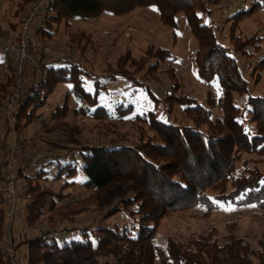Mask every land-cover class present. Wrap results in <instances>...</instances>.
Instances as JSON below:
<instances>
[{"label": "trees", "instance_id": "16d2710c", "mask_svg": "<svg viewBox=\"0 0 264 264\" xmlns=\"http://www.w3.org/2000/svg\"><path fill=\"white\" fill-rule=\"evenodd\" d=\"M207 1H51L46 20L35 29V35L39 37L56 33L57 28L53 30L54 24L65 18L87 20L98 17L105 11L125 15L139 6L156 8L162 21L173 28H178L180 19L184 16L198 40L195 54L198 75L205 84L217 80L221 94L216 96L211 89L205 96V102L200 103L189 93L180 91V83L176 80L164 97L156 98L149 87L145 86V82L137 77V73L145 67L150 71H158L161 63L170 59L169 51L155 45L149 46L139 58L134 57L129 50L120 55L115 68L104 74V82L98 78L93 79V90L78 89L76 81L80 72L90 74L82 63L65 57L61 62L52 60V65L45 71L43 62L34 86L30 90H24L18 103L17 129L30 125L31 116L47 102L49 95L60 83H69L70 90L65 93L64 103L51 112L53 119H61L72 108L70 101L74 97L77 105L72 109L77 114L91 115L105 122L106 127L116 121L126 122L130 118L133 125L147 126L153 134L147 136L144 144L111 141L112 143L80 145L71 148L64 156L59 154L60 156L50 158L47 162H42L40 158L36 162L27 163L38 169L32 176L25 174L22 166L19 168L20 180L23 174L26 177L25 190L24 187L21 189L19 197L24 196L27 200L25 208L28 220L38 219L47 211L58 208L62 200L72 197L67 189L75 185L91 192L83 199L65 203L71 206L81 205L78 210L80 213L88 211L95 197L102 191L121 184L132 193L102 218L107 220L122 210L132 216H139L131 225L115 224L112 228L103 224L97 227L68 226L65 232L71 238H65L62 242L58 229H43L40 234L18 244H26L28 247L26 264H41L48 254L61 252L106 257L103 264H264V233L258 237L257 246H253L236 232L234 221L226 225L229 232L221 237L218 227L211 226L185 240L168 236L165 244L156 242L160 222L175 211L202 206L206 216L218 209L221 203L238 206L255 204L264 211V172L258 167H248L245 161L243 172L234 174L236 163L244 153L258 154L262 157L260 159H264V96L249 95L241 109L236 108L231 101L233 93L242 95L249 92L248 80L243 76L235 55L239 53L240 56L252 58L254 51L261 49L259 42L264 40L258 32L247 37L239 35L236 31L238 22L264 10V0H250L247 8L225 19V23L231 21L229 36L232 46L222 44L214 25L206 23L201 16V13L210 11L206 6ZM29 2L31 0H27ZM152 59L154 62H151ZM263 67L264 57L252 68V75H256V79L260 78ZM165 71L174 75L175 68L169 66ZM120 76L129 81L128 86L131 88L146 87L150 96L157 101L155 110L138 112L132 104L125 105L123 102H119L112 110H101L105 109V105L97 101L100 81L103 89H106V86L116 83ZM13 77L12 74L4 84L2 82V87L10 85ZM71 82H74L73 86ZM92 92L94 101L91 97L87 98ZM160 103L166 106V119L159 117L157 112ZM177 105L183 107L182 111L191 119L192 124L171 121ZM217 106L222 109L223 116L213 119L211 109ZM7 128L10 131L9 125ZM4 138L0 137V182L6 178L8 151L4 160L1 157L8 143ZM73 152H80L82 163L77 160L65 161V156ZM50 172L52 174L49 176ZM53 181L57 186H53ZM5 207L0 194L1 232L6 220ZM79 229L81 236L72 237L74 231ZM2 241L3 235H0V247ZM0 264H8L2 249Z\"/></svg>", "mask_w": 264, "mask_h": 264}, {"label": "rangeland", "instance_id": "374dc122", "mask_svg": "<svg viewBox=\"0 0 264 264\" xmlns=\"http://www.w3.org/2000/svg\"><path fill=\"white\" fill-rule=\"evenodd\" d=\"M34 1L31 0V2L27 3V0H0L1 42L4 40H15L19 37L21 25L26 21ZM248 3H250V0H208L206 6H208L210 11L201 13V16L206 23L214 25L222 44L232 46L229 36L231 21L227 23L224 21L235 12L247 8ZM30 6L31 8L28 12ZM180 20L178 28H173L162 21L156 8L145 6L136 7L125 15H116L110 13V11H105L100 16L87 20L76 17L69 20L65 18L61 22L54 24L53 30L57 28L56 33L39 37L51 55H42L36 64H29V68H36L37 66L41 68L43 66L42 63L50 58H53V62H61L65 57L73 58L82 63V66L90 72V74L83 71L80 74L75 72V74H79V79L76 81L79 85L78 89L81 91L86 89L93 90V79L98 78L104 82V74L115 68L120 55L129 50L134 57L139 58L149 46L155 45L169 51L171 57L161 63L158 71H150L148 67H145L143 71L137 73L138 79L144 81L145 86L149 87L150 91L158 99L164 97L171 90V84L178 80L181 86L180 91L189 93L200 103H204L205 96H207L209 90H214L216 96L221 94L220 85L217 80L210 82V84H205L199 77L195 61L198 40L191 31L185 17L182 16ZM236 31L242 37L250 36L256 32L264 37V10L238 22ZM259 43L261 46L259 51L255 52L251 48L254 51L252 58L248 59L245 56H240L239 53L235 55L239 60L243 76L249 83V92L247 94L233 93L231 95V101L236 108L245 106L249 95L264 96V67L259 79H256V75H252V68L264 57V40ZM7 59L9 62L12 61L10 58ZM12 62L15 64L14 61ZM151 62H154V60L152 59ZM169 66L175 68V71H173L174 75L165 71ZM12 74L14 77L10 85L2 87ZM38 74L40 72L31 73V70H28L26 84L29 78L32 80ZM15 77H17L15 65L10 67V70L0 68V137H6L8 143L12 139L13 134L7 128L8 120L4 117L3 104L16 84ZM101 81L100 83L103 84ZM73 83L71 82V86H73ZM101 84L97 87L99 89L97 101L105 105V109H101L103 111L114 109L119 102H123L125 105L132 104L138 112H146L156 108L157 101L150 96L146 87L135 86L131 88L128 86L130 84L129 81L123 76H120L116 83L106 86V89H103ZM68 88L70 87L65 85L60 90V93L55 92L49 99L53 102L57 100L64 102V96ZM88 97H91V100L94 101V92ZM73 101H75L74 97L70 101L72 108L77 105ZM165 107L164 103H160L157 107L159 117L162 119H166ZM72 108L61 119H54V122H51L52 124L50 125H42L43 123L38 113L42 109H36L34 116H31L32 122L30 124L34 125L38 131L30 133L29 135L32 136L24 140L25 129L30 125L17 129L16 121L15 130L19 143L23 144L22 147L30 155H39L42 158L44 154L48 153L64 156L65 153L70 152L71 148L80 145H97L111 141L113 143L118 141V143L125 144H144L147 136L153 134V132L148 130L147 126L133 125L130 122V118L126 122L116 121V123L108 124V129L105 122L91 115L77 114ZM182 110L183 107L177 105L171 121L178 124H192L191 119ZM211 110L213 119L223 116V111L220 107L217 106ZM248 117L249 115H247ZM8 143H6L4 154L1 156L3 160L9 150ZM79 153H70L65 156V161L72 162L77 160L82 163V156ZM260 158L262 157L258 154L244 153L240 161L236 163L234 174L239 175L243 172L245 161H247L248 167H258L264 172V159ZM83 177L80 176L82 179ZM228 189H231L230 185H228ZM67 192H70L72 197L62 200L58 208L47 211L38 219L28 220L26 218L24 220L28 227L37 231V235L43 229L56 228L59 230L57 233H59L62 242L65 238H71V235L65 232V228L68 226L86 227L87 225H94L97 227L103 224L112 228L115 224H119V226L124 224L131 225L139 218L138 214L132 216L125 210L109 217L107 220L102 218L116 205H121V200L132 193L129 188H124L121 184H116L110 189L102 191L95 197L89 210L83 213L78 211L81 205L75 204L71 206L65 205V203L83 199L91 192L80 185L72 186L67 189ZM204 211V207L197 206L168 214L160 222L156 242L165 244L168 236L185 240L208 230L211 226L218 227L219 237H221L229 232L226 225L233 221L236 222V232L253 246H257L258 237L264 233V211L255 204L238 206L230 203H221L219 208L209 215L205 216L203 214ZM4 222V229L2 232L0 230V235H3L1 249L8 243L6 234L9 222L7 223V219ZM19 224L21 226L25 225L20 220H16L13 223L12 234L15 237L16 246H18V231L21 230ZM79 231L81 230L74 231L75 233L72 234V237H80L81 233ZM25 240L23 241L25 242ZM18 249V255L22 263L24 257L22 251L26 255L24 250H27L28 253V247L18 246ZM24 260L26 262V259ZM105 260H107L106 257H92L91 254L73 255L61 252V254H48V257L41 264H103Z\"/></svg>", "mask_w": 264, "mask_h": 264}, {"label": "built area", "instance_id": "2783aa9c", "mask_svg": "<svg viewBox=\"0 0 264 264\" xmlns=\"http://www.w3.org/2000/svg\"><path fill=\"white\" fill-rule=\"evenodd\" d=\"M52 0H35L26 21L21 25V32L15 40L0 41V54L15 62L16 84L3 104L4 117L8 120L10 131L13 134L9 141V150L6 161V178L0 182V194L6 205V219L8 225L7 236L8 243L2 247V253L8 264H22L18 255L15 237L12 234L13 223L16 220H25L26 213L19 201L22 184L19 178V168L24 164L36 162L41 157L39 155H30L19 143L16 136V112L19 102L26 89V77L28 70L40 72V66L29 68V64H36L41 56L51 55L46 45L39 36L35 35V29L43 24L48 16V8ZM50 58L48 60H52Z\"/></svg>", "mask_w": 264, "mask_h": 264}, {"label": "crops", "instance_id": "0c3cea01", "mask_svg": "<svg viewBox=\"0 0 264 264\" xmlns=\"http://www.w3.org/2000/svg\"><path fill=\"white\" fill-rule=\"evenodd\" d=\"M30 8H31V6L29 7V10H28V12L30 11ZM28 12H26L27 14H28ZM76 18H78V17H76ZM0 57H2V62H0V68L2 67L3 69H6V70H10V67H12V66H14V64H13V60L11 61V62H9V60L7 59V57H5L4 55H2V54H0ZM66 58H68V57H66ZM52 60H45L44 61V64H45V66H44V68H45V71L47 70V69H49V67L52 65L51 63H53V62H51ZM47 65V66H46ZM34 81H36V76L35 77H33L32 78V80H30V78L28 79V82H27V87H26V90H30L33 86H34ZM69 86V83H60L58 86H57V88H55V90H54V92L51 94V95H49V97H48V99H47V102H45V104L40 108V109H42V110H40V112H38L39 113V118H41V120H42V125H50V124H52L51 122H54V119L52 118V116H51V112L53 111V110H55V108L57 107V106H60V104L61 103H64V102H59L58 100L57 101H55V102H53L52 100H50L49 98L50 97H52V95L55 93V92H57V93H60V90H62L63 89V87L64 86ZM70 87V86H69ZM70 89L68 88L67 90H66V92H68ZM63 101H65V96H64V100ZM60 104H59V103ZM74 102V101H73ZM45 107V108H44ZM74 107H76V105H74ZM36 131H38L35 127H34V125H32V124H30V126H28L26 129H25V133H24V136H23V140L24 139H27V138H30L32 135H29L30 133H33V132H36ZM35 135V134H34ZM23 145V144H22ZM57 156H60L59 154L58 155H56V153H48V154H44L43 155V157H42V162H47V161H49L50 160V158H55V157H57ZM50 165L48 164V167H49ZM36 166H32V165H29V164H24L23 166H22V168L21 169H23V171H24V173L25 174H29V175H34V174H36V171L38 170L37 168H35ZM52 174V172H50L49 173V176ZM21 182H22V188L21 189H23V187H24V185H25V181H26V177H25V175L23 174L22 176H21ZM43 182V181H42ZM48 182L50 183V181L48 180ZM57 186V183H55L54 181H53V186ZM24 190H25V187H24ZM21 192H22V190H21ZM19 200H20V203H21V205H22V208H24V211H25V213L27 212V210H26V204H27V200L25 199V197L24 196H21L20 195V197H19ZM21 221V223H24L25 225H23V226H21L20 224V226H21V230H19L18 231V235H17V239H18V244L19 243H21V242H24L23 240H25V239H29V238H31V237H34V236H36L37 234H36V230H33V228H30V227H28V225L26 224V222L24 221V220H20ZM20 229V228H19ZM22 246H27L26 244L25 245H22ZM21 247V246H20ZM19 250V249H18ZM25 252H26V255H25V253L22 251V255L24 256L23 257V261H22V263L23 264H25L26 262H25V260L24 259H27V250H24ZM27 261V260H26Z\"/></svg>", "mask_w": 264, "mask_h": 264}, {"label": "snow or ice", "instance_id": "6c2138e0", "mask_svg": "<svg viewBox=\"0 0 264 264\" xmlns=\"http://www.w3.org/2000/svg\"><path fill=\"white\" fill-rule=\"evenodd\" d=\"M0 62H2V57H0Z\"/></svg>", "mask_w": 264, "mask_h": 264}]
</instances>
